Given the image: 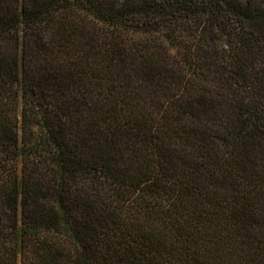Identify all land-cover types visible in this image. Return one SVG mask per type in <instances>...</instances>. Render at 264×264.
Listing matches in <instances>:
<instances>
[{"label": "trees", "instance_id": "16d2710c", "mask_svg": "<svg viewBox=\"0 0 264 264\" xmlns=\"http://www.w3.org/2000/svg\"><path fill=\"white\" fill-rule=\"evenodd\" d=\"M0 264H264V0H0Z\"/></svg>", "mask_w": 264, "mask_h": 264}]
</instances>
